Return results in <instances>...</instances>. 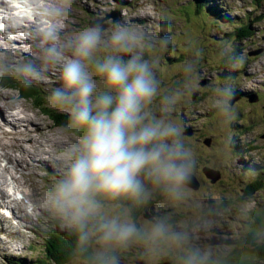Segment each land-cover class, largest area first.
I'll use <instances>...</instances> for the list:
<instances>
[{
    "label": "clouds",
    "instance_id": "clouds-1",
    "mask_svg": "<svg viewBox=\"0 0 264 264\" xmlns=\"http://www.w3.org/2000/svg\"><path fill=\"white\" fill-rule=\"evenodd\" d=\"M71 6L72 0H0V93L7 94L10 80L13 91L28 90L54 71L57 83L46 100L67 113L61 135L73 140L41 193L42 214L74 238L70 258L83 264H122L121 254L135 245L152 257L172 255L174 264H224L170 214L145 211L142 221L136 218L156 192L183 200L187 187L196 186L199 160L184 122L150 111L160 90L159 59L146 57L153 44L139 26L117 19L109 30L97 20L65 41ZM159 43L167 48L170 38L160 36ZM19 48L26 51L17 57ZM232 60L245 62L242 54ZM221 92L228 98L223 111L234 115L229 101L236 91ZM20 100L0 105L14 114ZM164 101L169 108L177 102L174 95ZM253 238L264 244V227Z\"/></svg>",
    "mask_w": 264,
    "mask_h": 264
},
{
    "label": "rangeland",
    "instance_id": "rangeland-1",
    "mask_svg": "<svg viewBox=\"0 0 264 264\" xmlns=\"http://www.w3.org/2000/svg\"><path fill=\"white\" fill-rule=\"evenodd\" d=\"M195 1L72 0L70 15L63 21V24L67 23L62 38L72 40L79 31L97 20L104 21L110 30L113 20L123 19L138 25L141 35L151 41L153 47L146 49L145 55L159 59L157 75L160 90L150 105V111L157 117L184 122L188 128V142L199 160L195 178L200 187L197 190L187 187L185 198L179 202L156 192L147 208L138 210L136 218L142 221L145 211L149 215L153 212L170 214L174 225L187 229L196 244L203 247L211 245L214 252L224 258L232 247L244 242L251 213L255 209L264 212V0H200L206 3L201 11L197 10ZM241 25H250L251 31L241 36ZM160 36L170 38L167 48L160 46ZM255 51L261 53L249 55ZM237 54L244 56V63L233 62L232 57ZM220 57L226 60L225 64ZM186 66H190L191 70L186 71ZM56 77L57 74L52 71L47 80L36 82L34 86L39 91V98L43 99L47 91L49 93L56 85ZM10 84L15 85L14 82ZM228 87L236 94L249 95V98H232L234 115L222 109L228 98L221 89ZM7 90L1 99L7 101L13 96L21 97L18 112L29 114L30 111L33 125L45 132L40 135V143L50 149V161L44 159L43 162H40L39 154L43 157L48 155L36 143L28 144L31 150L24 148V151L31 152L27 156L25 154L21 158L20 152L15 153L21 159L20 169H24L21 172L16 161L12 165L14 172L11 175L19 177H16L18 184L6 172L9 167L3 170L5 163L0 162V188L11 180L12 187L22 188L24 197L23 201H19L20 205L0 200V207L5 206L0 208V264H33L41 259L46 261L43 258V235L53 227L52 222L42 214L41 193L54 182L52 173L73 140L61 135L62 128L53 127L52 120L42 109L34 107L31 100L19 95L24 89L20 92ZM256 93L260 102H250V96ZM173 95L177 102L169 108L164 97ZM46 105L49 109L55 108L48 102ZM58 112L65 114L61 109ZM34 116H39L40 125L35 122ZM3 140L12 142L11 137H3ZM27 143L28 139L24 141L25 145ZM31 161L33 166L27 168L26 164ZM34 163L36 168L31 169ZM37 165L45 169H38ZM205 166L220 172V178L214 184L203 175L202 168ZM13 168L10 167L9 171ZM258 181L261 188L245 199L246 191ZM3 192L8 193L6 188ZM3 192L0 191V198L2 195L6 197ZM10 198L7 197L8 200ZM20 209L25 212L33 209L32 220ZM10 214L20 221L8 220L6 215ZM121 256L122 264L174 263L172 255H147L142 245L131 247ZM69 264L83 262L74 259Z\"/></svg>",
    "mask_w": 264,
    "mask_h": 264
},
{
    "label": "trees",
    "instance_id": "trees-1",
    "mask_svg": "<svg viewBox=\"0 0 264 264\" xmlns=\"http://www.w3.org/2000/svg\"><path fill=\"white\" fill-rule=\"evenodd\" d=\"M197 3L196 7L198 11H201L206 7V3L200 0L195 1ZM209 4V3H208ZM251 31L250 25L240 26L239 32L242 34L241 36L246 35ZM240 36V37H241ZM221 62L225 64L226 60L222 57ZM230 62L232 60H229ZM14 81H9L7 86L14 85L10 84ZM186 81L184 80V83ZM182 90V89H180ZM179 90V91H180ZM25 97L32 100L35 105H38L45 113L49 116V118L54 122L55 126H63V124L67 120V113L62 114L56 111V109H49L47 107L46 97L48 94L46 93L44 98H39V91L37 87L33 86L31 89L25 90L23 92ZM206 146V145H205ZM207 167V166H205ZM210 168V167H208ZM212 169V168H211ZM203 175L205 176L203 170ZM205 178L210 182V180L205 176ZM261 188V182H255L248 189L249 196L253 195L255 191ZM248 196V198H249ZM246 198V197H244ZM243 198V199H244ZM139 214V211L135 213V216ZM250 227L248 229L247 236L244 242L238 243L235 247H232L229 253L224 257V264H261L264 260V246L258 245L254 238L253 233L257 228L264 227V212H260L258 209H255L251 215ZM44 238V253L43 258L46 260H37L33 264H69L72 260L76 258H70V250L74 247V238L68 236L67 234H63L57 229L51 227L48 232L43 235ZM165 261L162 262V264ZM12 264H25L22 262H13Z\"/></svg>",
    "mask_w": 264,
    "mask_h": 264
},
{
    "label": "bare ground",
    "instance_id": "bare-ground-1",
    "mask_svg": "<svg viewBox=\"0 0 264 264\" xmlns=\"http://www.w3.org/2000/svg\"><path fill=\"white\" fill-rule=\"evenodd\" d=\"M64 40L66 41V39H64ZM17 43L19 44L20 41H18ZM25 51H26L25 49L19 48L17 50L16 55H20V54H22ZM0 94H2V97H0V100H4V99H1V98H3V96H5V95L3 93H0ZM18 107L15 109L14 114H9L7 104L5 103L4 105H0V117H1V123H0V130L1 131H0V135H12L13 138H14V142L10 145V148L9 149H8V143H6L4 141H2L0 143V149H1L0 160L1 159L7 160V162H8V163H6L7 165H15V161H16V163L18 164L19 170L22 172V170L20 169V167L22 166L21 159L20 160L18 159L17 155H15V152H17V151L20 152V157L21 158L25 154L27 156L28 155L27 153H31V152L24 151V148L26 147L27 150H31L30 148L27 147L28 144H30V143H36L38 145L37 147L38 148H43V151L46 154H50L49 153V150L50 149L48 150L47 149L48 146L40 143V141H39L40 135H43L45 132L44 131L42 132L39 126L38 127H35L33 125L34 124V122H33V116L30 114V111H29V114H25V113L23 114V113H21L22 111L21 112H18V110L20 109ZM25 116H27L28 118L25 117ZM34 119H35V122H37V124H39V120H40L39 116H37V117L34 116ZM7 125L11 126L13 129L12 130H5V127ZM185 130H188V128L186 129V127H185ZM26 139H28L27 145L24 144V141ZM38 158H39L40 162H43V160L46 159V158H43L40 154H39ZM24 159H26V158H24ZM47 160L50 161L49 158ZM32 161L30 163H27V164L25 163L27 168L33 166ZM34 161H36V158L34 159ZM7 168H5V170ZM7 170L6 171L9 173V175L11 177V180L14 183L18 184V180L16 179V177H18V176H16V175L12 176L11 175V172L9 171L10 169L8 168ZM18 174H19V172H18ZM19 183H20V181H19ZM1 186L2 187L0 188V191L3 192L4 191V188H5V185H1ZM4 194L6 195V197L4 195H2L3 197L0 198L1 201L5 200V199L7 200V203L12 202V201H16V200H14V199H12V198L9 197V196H11L9 193L6 194V192H5ZM7 195H9V196H7ZM7 197L10 198V200H8Z\"/></svg>",
    "mask_w": 264,
    "mask_h": 264
},
{
    "label": "water",
    "instance_id": "water-1",
    "mask_svg": "<svg viewBox=\"0 0 264 264\" xmlns=\"http://www.w3.org/2000/svg\"><path fill=\"white\" fill-rule=\"evenodd\" d=\"M260 53H261V51H255V52H251L249 55H250V56H256V55H258V54H260ZM256 101H258V98H257V95H256V94L250 96V102H256ZM230 104H231V105L234 104V99H232V100L230 101ZM209 143H210V141H209ZM205 145H207L206 142H205ZM207 146H208V145H207ZM203 172H204L205 176H206V177L211 181V183H213V184L215 183V181H216L217 179L220 178V174H219L220 172L217 171V170H214V169H211V168L205 167V168L203 169ZM195 180H196V186L193 187V186L189 185L188 187L197 190V189L200 187V184H199V182L197 181L196 178H195ZM164 263H165V262H164ZM164 263H163V264H164ZM166 264H172V263L168 262V263H166ZM173 264H174V263H173Z\"/></svg>",
    "mask_w": 264,
    "mask_h": 264
},
{
    "label": "flooded vegetation",
    "instance_id": "flooded-vegetation-1",
    "mask_svg": "<svg viewBox=\"0 0 264 264\" xmlns=\"http://www.w3.org/2000/svg\"><path fill=\"white\" fill-rule=\"evenodd\" d=\"M249 57H250V56H249ZM232 78H235V77H231V79H232ZM195 83H196V82H195ZM195 83H194V84H195ZM182 92H183V90H182ZM257 93H259V92H257ZM257 93H256V94H257ZM235 97H240V99H242V98H245V97H246V98H249V95H243L241 92H238V93L235 95ZM257 98H258V100H259V101H258V103H259V102H260V96L257 95ZM248 101H249V100H248ZM253 105L256 106V104H253ZM244 195H245L246 198H248V196H249V191L247 190L246 193H245ZM246 198H245V199H246Z\"/></svg>",
    "mask_w": 264,
    "mask_h": 264
}]
</instances>
